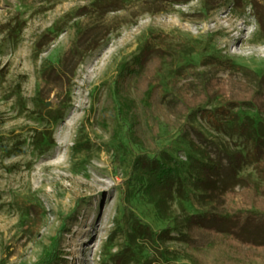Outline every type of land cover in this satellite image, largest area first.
I'll use <instances>...</instances> for the list:
<instances>
[{"label":"rangeland","instance_id":"obj_1","mask_svg":"<svg viewBox=\"0 0 264 264\" xmlns=\"http://www.w3.org/2000/svg\"><path fill=\"white\" fill-rule=\"evenodd\" d=\"M221 88L262 104L222 114ZM246 114L264 119V0H0V264H113L130 247L139 264L156 252L131 239L139 219L171 228L155 264H264L247 244L181 235L191 213L264 212V176L229 119ZM153 157L185 194L148 192L140 160ZM202 160L217 165L211 195L193 184Z\"/></svg>","mask_w":264,"mask_h":264},{"label":"trees","instance_id":"obj_2","mask_svg":"<svg viewBox=\"0 0 264 264\" xmlns=\"http://www.w3.org/2000/svg\"><path fill=\"white\" fill-rule=\"evenodd\" d=\"M149 47L143 48L142 54H149ZM142 54L138 55V58L141 59ZM135 62V65L132 66V70L138 69L140 67V60ZM150 74H146L142 78V88L146 87L147 80H149ZM147 79V80H146ZM209 86V85H208ZM208 88V87H207ZM218 91L224 96L225 104L220 107L221 113H227L226 105H234L235 103H247V102H257V104H262V98L258 96L257 92H250L248 95H243L244 93H238L233 90H224L223 88ZM198 92H202L203 95L208 93V89H200ZM198 92L196 93L197 96ZM192 103L194 106H198L200 103L199 100L203 98V96H199L200 98H196L193 96ZM184 99V98H183ZM252 103V102H251ZM192 106V107H194ZM205 109H200V112L203 113ZM242 118V119H241ZM238 117L236 115H231L229 119L232 121L233 128L240 131V134L245 137V140L251 144V149H249L248 154L251 157V160L255 163L256 168L262 176H264V119H255L251 115H244L242 117ZM213 120V119H212ZM167 160V161H166ZM232 163H236V160L231 159ZM203 164L206 166L204 168H199L195 172V177L193 179V184L195 188H199L202 190L201 194H212L216 193L217 190L214 189L217 179H219L218 169H215L217 166L213 162L202 160ZM141 167L147 173L145 179V187L147 188L149 193H158L160 194V198L158 199L160 202L163 200V196L171 192L172 186L177 182L178 188L180 192L185 194L184 189V181L180 176L176 175L172 172V167L168 163V158H157L153 157L150 159H141L140 160ZM211 171V174L208 175L207 170ZM251 183H246L243 185L244 188H252ZM258 188V186H256ZM258 190H260V195H264V186H259ZM258 198L254 197L252 202L255 203L254 200ZM228 215L224 220H221L217 225L213 222L206 223L204 222V218L210 219V216L199 213H191L186 215L184 218V225L186 226L185 233H181L182 238L188 242L190 246L193 247H201L206 244H218L225 245L229 251H239L242 252L238 247H242L245 244L252 248L251 255H262L264 259V212L261 210L255 209H241L236 215ZM216 220V218H215ZM208 222V221H207ZM227 227H222L226 226ZM171 228L164 227L160 229H154L149 223L142 221L141 219L137 220L136 223L133 224V229L130 231L129 235L131 239L134 241L137 238H142L147 242H150L152 245H149V251H156L159 259V253L163 254L160 251V248L155 244L160 239H165L170 236ZM210 244V245H211ZM155 252V253H156ZM149 254L145 258L139 261V264H155V256L154 254ZM156 256V257H157ZM246 256H249L246 254ZM204 255L201 254V258ZM135 258V250L130 247L129 249L123 250L120 253H115L111 256V260L113 264H128L130 261ZM201 258L197 257L195 261L199 264H209V262H203ZM198 259H200L198 261ZM135 260H138L135 258ZM50 262V261H49ZM46 264H50V263ZM225 260V264H226ZM229 264H233L231 261ZM236 264H246L241 257L237 259Z\"/></svg>","mask_w":264,"mask_h":264},{"label":"bare ground","instance_id":"obj_3","mask_svg":"<svg viewBox=\"0 0 264 264\" xmlns=\"http://www.w3.org/2000/svg\"><path fill=\"white\" fill-rule=\"evenodd\" d=\"M233 35H230V37H232ZM242 41V40H241ZM241 43H243V42H241Z\"/></svg>","mask_w":264,"mask_h":264}]
</instances>
